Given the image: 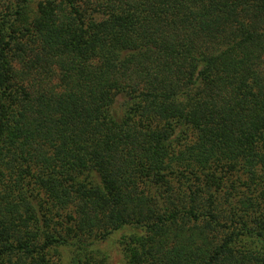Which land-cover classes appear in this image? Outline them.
Masks as SVG:
<instances>
[{
	"label": "trees",
	"instance_id": "trees-1",
	"mask_svg": "<svg viewBox=\"0 0 264 264\" xmlns=\"http://www.w3.org/2000/svg\"><path fill=\"white\" fill-rule=\"evenodd\" d=\"M264 264V0H0V264Z\"/></svg>",
	"mask_w": 264,
	"mask_h": 264
},
{
	"label": "rangeland",
	"instance_id": "rangeland-1",
	"mask_svg": "<svg viewBox=\"0 0 264 264\" xmlns=\"http://www.w3.org/2000/svg\"><path fill=\"white\" fill-rule=\"evenodd\" d=\"M122 233H116L112 236L111 241L104 244V248L108 250V252L111 254L113 264H116L118 261H120L121 254L119 253V250L115 246V242L120 238ZM122 257V256H121Z\"/></svg>",
	"mask_w": 264,
	"mask_h": 264
}]
</instances>
